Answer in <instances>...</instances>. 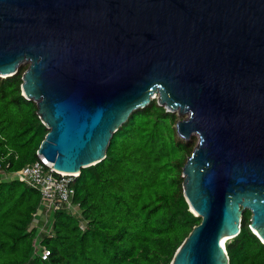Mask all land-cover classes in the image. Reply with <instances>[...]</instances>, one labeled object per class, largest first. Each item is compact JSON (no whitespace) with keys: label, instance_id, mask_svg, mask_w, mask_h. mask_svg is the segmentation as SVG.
I'll list each match as a JSON object with an SVG mask.
<instances>
[{"label":"water","instance_id":"1","mask_svg":"<svg viewBox=\"0 0 264 264\" xmlns=\"http://www.w3.org/2000/svg\"><path fill=\"white\" fill-rule=\"evenodd\" d=\"M23 64L48 128L37 153L62 173L104 159L153 98L185 115L183 195L201 220L170 264H229L220 239L245 209L264 243V0H0V77Z\"/></svg>","mask_w":264,"mask_h":264},{"label":"trees","instance_id":"2","mask_svg":"<svg viewBox=\"0 0 264 264\" xmlns=\"http://www.w3.org/2000/svg\"><path fill=\"white\" fill-rule=\"evenodd\" d=\"M27 67L0 77V264H170L201 220L182 187L197 137L181 138L179 115L156 98L112 134L104 159L81 168L70 183L75 208L52 213L41 232L49 256L33 253L42 195L16 173L37 160L48 128L36 102L21 94ZM250 215L243 211L239 233L225 243L229 264H264V243L251 230Z\"/></svg>","mask_w":264,"mask_h":264},{"label":"built area","instance_id":"3","mask_svg":"<svg viewBox=\"0 0 264 264\" xmlns=\"http://www.w3.org/2000/svg\"><path fill=\"white\" fill-rule=\"evenodd\" d=\"M37 160L28 166L23 167L16 176L19 180L27 183L36 184L40 187L42 201L39 204L34 216L36 221L38 218L44 220L42 226H38V233L35 237L33 245V253H39L42 259H47L49 250L45 245L41 244V232H47L50 214L57 210L74 209L71 198L74 194L70 183L77 175L66 174L57 171L51 162L44 156L37 153ZM80 228H84V224H80Z\"/></svg>","mask_w":264,"mask_h":264},{"label":"rangeland","instance_id":"4","mask_svg":"<svg viewBox=\"0 0 264 264\" xmlns=\"http://www.w3.org/2000/svg\"><path fill=\"white\" fill-rule=\"evenodd\" d=\"M183 116H185V115H182V116H179V117L183 118ZM192 136H195V135H192ZM49 216H50V218H49V223H48L47 227L50 225V220H51L53 214L51 213ZM37 221L39 223V226H42L44 224V220L41 219V218H38Z\"/></svg>","mask_w":264,"mask_h":264},{"label":"bare ground","instance_id":"5","mask_svg":"<svg viewBox=\"0 0 264 264\" xmlns=\"http://www.w3.org/2000/svg\"><path fill=\"white\" fill-rule=\"evenodd\" d=\"M227 238H228L227 236H222L220 239V245L223 246L224 248H225L224 244H225ZM221 242H223V245L221 244Z\"/></svg>","mask_w":264,"mask_h":264},{"label":"clouds","instance_id":"6","mask_svg":"<svg viewBox=\"0 0 264 264\" xmlns=\"http://www.w3.org/2000/svg\"><path fill=\"white\" fill-rule=\"evenodd\" d=\"M254 233V232H253ZM255 234V233H254ZM34 243H35V239H34ZM34 243H33V245H34ZM226 243V242H225Z\"/></svg>","mask_w":264,"mask_h":264},{"label":"snow or ice","instance_id":"7","mask_svg":"<svg viewBox=\"0 0 264 264\" xmlns=\"http://www.w3.org/2000/svg\"><path fill=\"white\" fill-rule=\"evenodd\" d=\"M221 244L223 245V242H221Z\"/></svg>","mask_w":264,"mask_h":264}]
</instances>
